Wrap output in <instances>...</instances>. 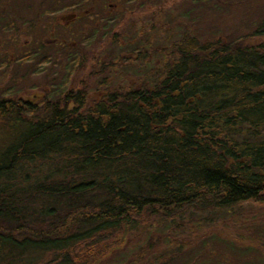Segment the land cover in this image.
Segmentation results:
<instances>
[{
    "label": "trees",
    "instance_id": "1",
    "mask_svg": "<svg viewBox=\"0 0 264 264\" xmlns=\"http://www.w3.org/2000/svg\"><path fill=\"white\" fill-rule=\"evenodd\" d=\"M46 1L39 16L56 11ZM100 13L84 9L79 39L56 33L36 52L50 65L40 99L0 100V264H101L119 250V264H168L184 244L168 236L161 253L162 228L264 206V19L159 47L153 22L128 36Z\"/></svg>",
    "mask_w": 264,
    "mask_h": 264
},
{
    "label": "rangeland",
    "instance_id": "2",
    "mask_svg": "<svg viewBox=\"0 0 264 264\" xmlns=\"http://www.w3.org/2000/svg\"><path fill=\"white\" fill-rule=\"evenodd\" d=\"M40 1L44 2L35 0L33 5L35 11L49 5L46 0V4L40 5ZM50 2H52L50 6L56 9L54 14L37 15L34 27H29L27 23L23 24L21 32L16 36L17 42L10 43L7 47L8 50L21 55L20 59L14 62L10 60L9 53L0 55V100L15 96L34 101L43 96L44 90L50 89L48 81L51 77L47 75L50 65L38 64L39 55L36 53H33L32 60L24 61L23 56L30 55L32 54L30 51L35 50L47 52L50 43L54 41L52 35L56 33L59 37H66L67 42L71 37L79 39L91 21L86 16L84 18L79 16V19L75 16L69 20H61L60 16L71 13L83 15L84 9L91 12L100 10V15L104 17L110 14L117 15L119 26L116 29L129 31L128 36L132 35L131 27L139 30L147 25L151 27L150 23L153 22L156 27L154 38L159 47L169 41L182 39L189 33L204 37L222 34L228 39L240 37L250 33L264 19V0H131L126 3V7L132 8L133 11L129 10L125 16L122 14L125 12L122 8L117 11L125 0H106L111 8H115L113 11L106 10L104 0H50ZM5 39L6 37L3 42ZM157 63L158 60L155 65ZM59 70H62V67ZM56 80L59 83L62 74H59ZM77 81L87 82V75L84 73L79 75ZM212 222L208 224L205 220L202 225L188 222L187 225L178 227L173 223L170 227L162 228L166 231L163 235L157 232L154 246L161 253L164 252L169 246L168 236L176 245L177 242L184 244L182 251L177 253V256L179 255L177 261H169L168 264H264L262 254L255 250V247L246 253L248 248L243 247L248 244L253 246L262 244L261 249H264V232L260 234L256 232V225H264V206L246 203L233 208L230 213L217 216ZM217 235L222 238L221 241H214ZM203 236L207 237V240L213 238L206 241L203 246L199 243ZM137 238L128 243V250L133 251ZM113 252H110L101 264H119V259H123L121 251ZM168 258L164 256L162 260Z\"/></svg>",
    "mask_w": 264,
    "mask_h": 264
},
{
    "label": "flooded vegetation",
    "instance_id": "3",
    "mask_svg": "<svg viewBox=\"0 0 264 264\" xmlns=\"http://www.w3.org/2000/svg\"><path fill=\"white\" fill-rule=\"evenodd\" d=\"M34 3L35 0H0V55L9 53L11 61L19 60L21 55L15 54L7 47L10 43L17 42L16 36L21 32L23 24L27 23L29 27H34L37 22L38 13L33 8ZM60 19L62 20V16ZM5 37V42H3Z\"/></svg>",
    "mask_w": 264,
    "mask_h": 264
},
{
    "label": "water",
    "instance_id": "4",
    "mask_svg": "<svg viewBox=\"0 0 264 264\" xmlns=\"http://www.w3.org/2000/svg\"><path fill=\"white\" fill-rule=\"evenodd\" d=\"M75 16H76L75 13H71V14H68V15H64V16H62V20H69V19H71V18H73Z\"/></svg>",
    "mask_w": 264,
    "mask_h": 264
}]
</instances>
